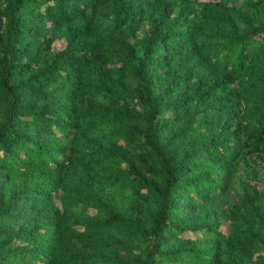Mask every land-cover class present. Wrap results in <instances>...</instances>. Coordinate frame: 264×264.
I'll list each match as a JSON object with an SVG mask.
<instances>
[{"label":"trees","instance_id":"16d2710c","mask_svg":"<svg viewBox=\"0 0 264 264\" xmlns=\"http://www.w3.org/2000/svg\"><path fill=\"white\" fill-rule=\"evenodd\" d=\"M242 166L264 0H0V264H264Z\"/></svg>","mask_w":264,"mask_h":264},{"label":"rangeland","instance_id":"374dc122","mask_svg":"<svg viewBox=\"0 0 264 264\" xmlns=\"http://www.w3.org/2000/svg\"><path fill=\"white\" fill-rule=\"evenodd\" d=\"M64 42L65 41H64L63 38L57 39L56 42H55V47L56 48L62 47L64 45ZM242 169H244L248 173V175H249V177H250L252 182H256L259 187L264 188V182L262 180V179H264V177L262 176V173H260V175H257L256 178H255L254 173L251 172V170H249L247 167L242 166ZM259 179H261L260 182L257 181ZM95 211H96V209H94V208L88 209V212L91 213V214H93ZM227 224L228 223H226V225ZM224 226H225V224H224Z\"/></svg>","mask_w":264,"mask_h":264}]
</instances>
